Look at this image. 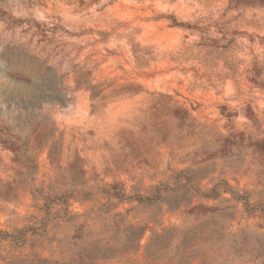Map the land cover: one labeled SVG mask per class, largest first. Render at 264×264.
<instances>
[{
    "label": "rangeland",
    "instance_id": "1",
    "mask_svg": "<svg viewBox=\"0 0 264 264\" xmlns=\"http://www.w3.org/2000/svg\"><path fill=\"white\" fill-rule=\"evenodd\" d=\"M65 192L88 194L73 214L124 218L65 246L52 227L3 241L0 263L121 252L128 219L137 251L101 264H147L173 228V263L264 264V0H0V230Z\"/></svg>",
    "mask_w": 264,
    "mask_h": 264
},
{
    "label": "trees",
    "instance_id": "2",
    "mask_svg": "<svg viewBox=\"0 0 264 264\" xmlns=\"http://www.w3.org/2000/svg\"><path fill=\"white\" fill-rule=\"evenodd\" d=\"M165 188L169 189L168 187ZM111 189H115V187H112ZM156 189H159V187H156ZM216 189L217 188L211 189L207 194L201 192L198 194H200V197L206 199H216V197L219 196L218 193H216ZM111 197H115L120 201L129 199L128 197H125V195H123V193H121L120 191L118 193L112 194ZM39 199L43 202L42 207L40 208V211L43 214L42 217L38 220L35 218L36 223L18 229L14 233H8L6 231L0 230V247L3 241H9L15 245L27 244V242H29L28 233H30V236L40 234L49 235L51 227L57 230V233H60L62 236L60 239H57L59 245L65 246L63 245V242H66L68 239L76 241V239L82 237H86L89 239L93 238L92 236H94L100 230L99 226H101V223L104 221H110V223L116 224L119 223L122 218H124L122 213H100L99 210H94V212L96 213L94 215L95 219L89 217V212L85 215L73 214L69 210V201L71 199L78 201L88 200L89 198L87 193H76V195H73V193L71 192H65L55 196L40 195ZM134 200L139 203H143L152 200H161V197L158 196L155 199H152L149 196H137ZM197 208L208 209L204 205H199L192 207L190 209V212ZM83 216H86L87 218L86 220L82 221L81 218ZM113 228L118 229V227ZM123 230L125 238L122 242L123 249H121V252L114 250L116 247H113L114 249H111L112 247L109 249V245H107V240L96 242L92 241L90 244H87L86 248L79 255L76 254L77 252L71 253V249H66L64 253L68 255V258L65 262H63L62 260L33 258L28 261L22 259L14 260L6 264H78L76 262L77 259L81 257L85 252L88 255V264H101L103 261H106V259L108 260V255L104 253L108 252V250H114L113 252L111 251V254H109L111 256L109 257V259H115L117 257H121L126 254H130L137 251L139 247V238L142 234V230L140 229V227L131 223L128 219H125ZM176 231L177 229L173 228L165 230L161 234H153L152 239L146 247L145 262L147 264H153L154 262H158L160 260L166 261L167 264H201L203 262L204 257L203 255H201L199 257H196L197 261H193L194 259L190 256H185L183 263H181L180 261L173 263V256L175 255H172L168 239L169 235L171 233H175ZM193 244L194 242H191L189 246ZM74 245L75 243H73V246ZM189 246L188 248H192ZM182 247L183 245L177 247V253L180 252V254L184 255L185 251L182 249Z\"/></svg>",
    "mask_w": 264,
    "mask_h": 264
}]
</instances>
